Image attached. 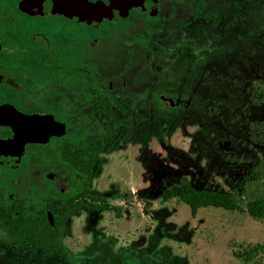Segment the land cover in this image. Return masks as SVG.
Wrapping results in <instances>:
<instances>
[{"label":"flooded vegetation","instance_id":"obj_1","mask_svg":"<svg viewBox=\"0 0 264 264\" xmlns=\"http://www.w3.org/2000/svg\"><path fill=\"white\" fill-rule=\"evenodd\" d=\"M26 1L43 2V11ZM60 1L0 0V215L43 224L79 207L64 228L81 212L94 222L111 209L98 195H120L122 184L112 180L132 171H111L113 152L135 165L137 178L147 132L185 136V115L217 114L223 99L240 98L241 76L264 74V66L255 51L231 61L238 48L228 42L246 46L241 33L253 24L243 14L257 0H137L85 20L80 11L44 9ZM209 32L220 36L208 42ZM211 123L194 130L207 136ZM205 144L212 151L204 155L241 150L228 139ZM179 148L170 146L187 158ZM8 238L0 228V250L16 248Z\"/></svg>","mask_w":264,"mask_h":264},{"label":"rangeland","instance_id":"obj_2","mask_svg":"<svg viewBox=\"0 0 264 264\" xmlns=\"http://www.w3.org/2000/svg\"><path fill=\"white\" fill-rule=\"evenodd\" d=\"M246 11L248 14L243 16H250L253 28L241 33V42H247L246 46H239L235 38L228 41L230 47L238 48L231 61H244L241 52L255 51L256 55L263 54L261 64L256 65L264 66V0H257ZM219 36L205 34L208 42ZM263 77L259 72L241 76L240 98L223 99L218 113L205 118L213 124L211 136L207 133L200 137L194 130L205 122V113L198 112L182 118L189 123L185 136L147 132L143 138V171L137 178L132 174L135 165L120 162L121 152H113L111 171H132L120 178L115 176L117 180L112 178L122 184L120 195L115 191L98 195L108 198L109 211L94 222L83 212L75 216L61 230L55 253L28 245L2 248L0 264H264V256L256 262L245 261L249 252L264 244V219L214 208L201 209L193 216L183 202L164 201L165 190L184 177L197 190L228 193L237 189L264 159ZM205 103L203 106L212 105ZM186 136H191L192 143L185 140ZM214 138L232 140L241 150L229 155H204L212 151L208 145L203 146L204 142H213ZM173 145L180 146L187 158L176 155V150L170 149Z\"/></svg>","mask_w":264,"mask_h":264},{"label":"trees","instance_id":"obj_3","mask_svg":"<svg viewBox=\"0 0 264 264\" xmlns=\"http://www.w3.org/2000/svg\"><path fill=\"white\" fill-rule=\"evenodd\" d=\"M250 3L255 0H249ZM177 199L190 207L192 215L196 216L201 209H223L227 212L248 214L255 219H264V159L253 169L241 185L228 193H217L195 189L188 178L178 185L166 190L164 201ZM80 208H63L60 216H55L53 224L38 219L13 218L7 219L0 215V228L9 233L4 242L23 248L26 244L40 247L48 253H55L59 247V231L76 214ZM264 256V244L256 246L245 257V261L256 262Z\"/></svg>","mask_w":264,"mask_h":264},{"label":"water","instance_id":"obj_4","mask_svg":"<svg viewBox=\"0 0 264 264\" xmlns=\"http://www.w3.org/2000/svg\"><path fill=\"white\" fill-rule=\"evenodd\" d=\"M127 1V2H126ZM29 2L28 6L30 7L31 10H41L43 11V2L39 3H34L30 1H26V3ZM63 1L61 0L59 3H51L47 6L44 7V9H50V10H65L69 11L71 13H76V11H80V13L83 15L78 16L79 19L85 20L89 15L95 13L96 15L99 16L100 12L104 10V8H107L108 10H113L116 5H123L127 6V9L137 6L139 2L137 0H111L110 5L105 7V4L103 2H96V3H91L86 0H75L73 3V8H65L62 6ZM25 4V2L23 3ZM15 133L16 135L20 134L21 131L15 128ZM12 144V143H8ZM15 144V145H14ZM13 145L16 146V141H13ZM14 155V154H13ZM16 159L14 162H16V165L14 167L18 166L19 160H20V154L15 156ZM50 222L53 224V219L50 217Z\"/></svg>","mask_w":264,"mask_h":264}]
</instances>
